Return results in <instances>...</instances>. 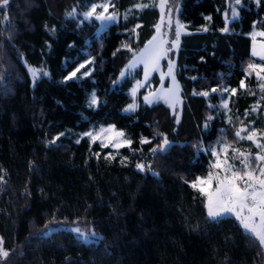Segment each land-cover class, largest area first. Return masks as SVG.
<instances>
[{
  "label": "trees",
  "instance_id": "1",
  "mask_svg": "<svg viewBox=\"0 0 264 264\" xmlns=\"http://www.w3.org/2000/svg\"><path fill=\"white\" fill-rule=\"evenodd\" d=\"M99 1L10 0L0 8V238L9 251L0 264L262 262L259 241L233 216L209 219L190 182L211 170L214 144L252 156L260 151L235 132L264 131V92L248 74L249 64L264 63L251 54L249 36L254 27L264 30V0H241L227 31L228 0H179L177 16L187 29L175 56L179 122L164 102L143 103L145 88L135 110L125 111L141 70L118 77L155 32V2L111 0L128 13L98 31L81 12ZM26 65L48 75L32 82ZM201 92L208 96L194 94ZM226 97L227 112L220 105ZM104 124L121 129L131 144L113 149L79 136ZM165 137L166 151L153 153ZM58 222L92 228L99 238L84 242L63 229L41 234Z\"/></svg>",
  "mask_w": 264,
  "mask_h": 264
},
{
  "label": "snow or ice",
  "instance_id": "2",
  "mask_svg": "<svg viewBox=\"0 0 264 264\" xmlns=\"http://www.w3.org/2000/svg\"><path fill=\"white\" fill-rule=\"evenodd\" d=\"M261 0H257V3H260ZM10 0H0V8L8 6ZM241 0H235V4L239 5ZM167 4V0H160L158 5L162 10ZM157 6V5H153ZM113 5L109 2H105L101 5L93 4L88 11L83 13L84 19L90 20L95 18L96 20L102 22H110L116 19L115 13H109V8ZM138 8L149 7L147 4H138ZM98 8H102V11H97ZM73 12L68 13L69 16L74 14ZM171 12V9L168 10ZM233 17L237 15V10L232 9ZM4 20H8V15L4 13ZM169 25L171 24V17L168 20ZM161 24H157L156 30L157 35H154L152 39L145 45L143 49L139 51L137 55L133 52V58L126 66L128 71L134 69L137 65L142 64L145 71V81H147L148 76L151 72L157 71L159 69L160 60L163 59L167 52L176 49L179 46V39L183 25L177 21L175 39L172 41L166 40L164 37L166 33H161ZM139 27V25H137ZM206 30V29H205ZM135 31V29H133ZM227 31V28L224 29ZM256 35L264 37V32L253 35V55L260 56L264 60V44L260 45V51L256 50L255 41ZM171 43V48L166 49L165 44ZM127 47V45H125ZM129 51H132L129 48ZM84 65H80V68H83ZM174 64L170 60L168 65L167 75L172 78V85L167 89L157 90L154 93H149L148 96H145V102L151 104L154 100L163 99L170 106H175L180 102L179 92L180 86L176 83L175 75L173 74ZM248 69L250 70L248 74L255 73L258 80L262 81L260 84L261 91L264 92V65L249 64ZM80 69L78 68L76 72ZM29 71L34 80L38 79L40 73L37 69L30 68ZM76 72H72L69 77L76 76ZM42 75L47 76V72H43ZM87 75V72L85 73ZM126 75L125 71L121 72V77ZM163 79V74H162ZM195 79V77H193ZM113 83H116L115 81ZM137 86H143L141 82H137ZM240 87L245 88V81L241 80ZM213 92L217 89H212ZM225 91H229L225 89ZM234 95L237 89L233 88L230 90ZM136 88H133L132 95L135 97ZM198 95L208 96V92L194 93ZM98 103L96 95L93 93L89 100V105L94 106ZM223 107L227 108L228 103L225 101ZM136 104L133 101L132 104H129L125 111H134ZM253 111L255 108L252 109ZM209 120L212 119L211 116L208 117ZM177 122H179V117H177ZM231 122V118H229ZM207 127V125H206ZM246 133V134H245ZM91 137L93 141L100 139L101 137H106L111 146L114 148H120L124 144H131L130 140L121 142L119 138L124 136L123 132H117L113 127L107 129H101L99 132L86 133ZM235 138L237 140H248L251 141L256 147L260 150L253 157L250 152L241 151L239 148L233 147L228 143H223L219 147L212 148V155L216 158L215 163L211 165L207 176L201 177L198 176L191 183L193 189L198 190L200 196L203 198L204 206L207 210V215L211 220H217L223 217L226 214H232L240 222L241 226L250 233L256 240L259 241L261 246H264V132L258 133L256 129H249L247 126H243L236 130ZM141 143H149L146 138H142ZM79 143V141H77ZM170 144V141L165 137L163 142L157 145L155 148L150 149L153 153L166 151V146ZM102 146L107 147L108 144H103ZM229 150H231V156H229ZM221 155L223 158L221 159ZM239 160V166H237L234 161ZM256 164V167L253 168L252 165ZM136 167L143 171L144 166L142 164H137ZM45 228H48V225H45ZM72 232L77 233L79 236L87 239V235L78 227L71 229ZM94 237L95 233H91ZM3 239L0 238V260H6L9 256V251L3 248Z\"/></svg>",
  "mask_w": 264,
  "mask_h": 264
},
{
  "label": "rangeland",
  "instance_id": "3",
  "mask_svg": "<svg viewBox=\"0 0 264 264\" xmlns=\"http://www.w3.org/2000/svg\"><path fill=\"white\" fill-rule=\"evenodd\" d=\"M152 1H154L155 2V4L157 5V7H158V9L160 10V18H159V20H158V22L156 23V25L157 24H161L162 26H161V33H166V36L164 37L166 40H168L169 42L170 41H172V40H174L175 39V31H176V23H177V21H179V23L181 24V25H183V23L179 20V18H178V16H177V13H178V10H179V0H167V4L165 5V7H164V9L162 10L158 5L160 4V0H152ZM229 1V5H228V9H227V11L224 13V15H225V17H224V20H225V27H224V29L225 28H227L228 27V25H229V23L231 22V20L232 19H234L235 17H237V15H238V6L239 5H237V4H235V0H228ZM254 1H257V0H254ZM105 2H109V0H101V1H99V2H96V3H93V4H96V5H101V4H103V3H105ZM110 3H111V0H110ZM93 4H91L85 11H83V12H81V15H82V18L84 19V16H83V13L84 12H86V11H88L89 10V8L93 5ZM112 4V3H111ZM233 8H235L236 10H237V15L235 16V17H233V14H232V9ZM169 9H171V12H169L168 10ZM103 9L102 8H98L97 9V11H102ZM76 13V12H75ZM109 13H115L116 14V19L114 20V21H110V22H102V21H99V20H96L94 17L93 18H91V19H95L96 21H97V30L98 31H102L104 28H106L109 24H111V23H113V22H116L118 19H119V17L120 16H125L127 13H128V11H123V12H119V11H117L116 9H114L113 7H110L109 8ZM169 17H171V24L169 25V23H168V20H169ZM86 20V19H85ZM155 25V26H156ZM185 32H187V29H185V27H184V25H183V28H182V30H181V34H180V37H181V35L182 34H184ZM260 32H264V30H262V29H259V28H256V27H254L250 32H249V36H250V38H251V54L253 53V47H254V42H253V35L254 34H258V33H260ZM154 35H157V30H156V27H155V32L153 33V35L144 43V45L143 46H141L139 49H137L136 51H135V53L138 55L139 54V51L141 50V49H143L144 47H145V45L152 39V37L154 36ZM179 41H180V39H179ZM261 44H264V37H262V36H259V35H256V41H255V47H256V50L257 51H260V45ZM165 48L166 49H170L171 48V43H168V44H165ZM177 49H178V47L176 48V49H172V50H170V51H168L167 52V55L163 58V59H161L160 60V64H159V69L157 70V71H153V72H151L150 73V75L148 76V78H147V81H145V71H144V66L142 65V64H139V65H137L134 69H132L131 71H128L127 70V65L129 64V62L132 60V58H133V54H132V56L130 57V59L128 60V62L124 65V67L121 69V71H120V73H119V78H123V77H121V72L122 71H125L126 72V75H129V74H131V73H134L137 69H140L141 70V75H140V77H138V78H136V79H134V81H133V84H132V86H131V88H130V94H131V96H132V98H133V101L135 102V104L138 102L137 101V99H136V97H137V95H138V92L142 89V88H145V91H144V93L142 94V102L143 103H145V104H149V103H146L145 102V96H148L149 95V93H154V92H156L157 90H161V89H167V88H169L171 85H172V83H173V81H172V78L170 77V76H168L167 75V73H168V71H169V69H168V65H169V61L171 60L172 62H173V64H174V68H175V56H176V52H177ZM253 55V54H252ZM254 56V55H253ZM254 57H256V58H259L260 60H262L261 58H260V56H258V55H256V56H254ZM262 61H264V60H262ZM86 62L87 61H84V62H82L81 64H79L78 65V67L75 69V70H77L78 68L80 69V65H85L86 64ZM252 64H257V65H264V63H262V64H259V63H252ZM26 67H27V70L29 71V69L30 68H32V69H37L38 71H39V73H40V75H39V77L42 75V73L43 72H45L43 69H41V68H37V67H33V66H30V65H26ZM174 68H173V74L175 75V72H174ZM75 70H73V71H71L68 75H67V77H69L70 76V74L72 73V72H75ZM90 71H91V68H89V69H87V70H85V71H83V74H85L86 72H87V74H89L90 73ZM250 71V70H249ZM29 73H30V76H31V79H32V82H34L35 80L33 79V77H32V75H31V72L29 71ZM155 73L157 74V76H158V80H157V82H155V80H154V75H155ZM162 74H163V79H162ZM254 75H255V73H253ZM125 75V76H126ZM256 76V75H255ZM175 80H176V83H178V81H177V79H176V77H175ZM141 82L142 84H143V86H140V87H138L137 86V82ZM262 83V81H260V84ZM179 84V83H178ZM180 86V85H179ZM133 88H136V94H135V97H133V95H132V90H133ZM231 92V91H230ZM95 94V92H94V90H92L91 92H90V94H89V99L88 100H90V97H91V95L92 94ZM96 95V94H95ZM97 97V96H96ZM179 97H180V102L178 103V104H176L174 107L173 106H170L168 103H166L163 99H157V100H154L152 103H154V102H158V101H161V102H164L169 108H170V110H171V112L175 115V117H176V119H177V117H179V115H180V111H181V106H182V97H181V92H179ZM225 101H227V103L229 104V99H228V97H226L225 99H222L221 101H220V105H221V108L225 111V112H227L228 111V107L227 108H225V107H223V103L225 102ZM133 103V102H132ZM131 103V104H132ZM151 103V104H152ZM97 105V104H96ZM95 106V105H94ZM109 127H113L114 129H115V131H117V132H123L121 129H118V128H116L113 124H104V125H100V126H98V127H96V128H93V129H89V130H87V131H84V132H82V133H80V137H87L90 141H93L92 139H91V137H89L88 135H85L86 133H93V134H95V133H97V132H99L101 129H107V128H109ZM241 127H243V126H241ZM240 127V128H241ZM248 127V126H247ZM250 130L251 129H253V128H250V127H248ZM255 129V128H254ZM257 130V129H256ZM258 131V130H257ZM264 132V131H263ZM258 133H260V131H258ZM246 134V133H245ZM120 140H121V142H123V141H126V140H129L128 138H126L125 136H123L122 138H119ZM96 142H99L101 145H103V144H108L109 146L108 147H110V148H113V149H117V148H114V147H112L111 146V143L109 142V140L106 138V137H101L100 139H97L96 140ZM262 142H264V141H262ZM223 143H225V142H219V143H217V144H214L213 146H211L210 147V151H211V149L212 148H216V147H219V145H221V144H223ZM227 143V142H226ZM229 144V143H228ZM231 145V144H230ZM255 145V144H254ZM123 146H128V144H124ZM122 146V147H123ZM256 146V145H255ZM167 147V146H166ZM234 147V146H233ZM236 148H238V147H236ZM211 153H212V151H211ZM231 155V150H229V156ZM256 155V154H255ZM254 155V156H255ZM253 156V157H254ZM223 158V156L221 155V159ZM215 160H216V158L212 155V163H211V165L213 164V163H215ZM238 160V159H237ZM237 160H236V162H237ZM235 162V161H234ZM143 165V164H142ZM144 166V170H145V165H143ZM237 166H239V163L237 164ZM252 167L253 168H255L256 167V164H253L252 165ZM137 170H139L138 168H137ZM143 170V171H144ZM212 171H215V169H211ZM141 171V170H140ZM202 177V176H201ZM195 180V179H194ZM193 180V181H194ZM192 181V182H193ZM192 182H190V184L192 183ZM206 212H207V210H206ZM225 216H233V217H235L234 215H232V214H226V215H224L223 217H225ZM236 218V217H235ZM239 222V221H238ZM240 223V222H239ZM241 225V224H240ZM74 227H78L80 230H81V232H84L86 235H87V239H85L84 237H81V236H79L77 233H74V232H72L71 231V229L72 228H74ZM243 228V227H242ZM57 229H63V230H68V231H71L77 238H79L80 240H82V241H84V242H91V241H97L98 240V238H99V235L92 229V228H83V227H81L78 223H64V222H58V223H56V224H54V225H51V226H48V228H46L41 234H49L51 231H53V230H57ZM244 229V228H243ZM245 230V229H244ZM246 231V230H245ZM95 233V236L93 237L92 235H91V233ZM263 248H264V246H263ZM258 264H264V260L262 261V262H260V263H258Z\"/></svg>",
  "mask_w": 264,
  "mask_h": 264
}]
</instances>
